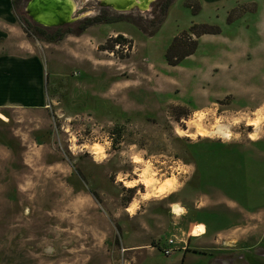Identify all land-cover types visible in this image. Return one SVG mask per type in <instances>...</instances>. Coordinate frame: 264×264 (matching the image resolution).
I'll return each mask as SVG.
<instances>
[{
    "label": "rangeland",
    "instance_id": "obj_1",
    "mask_svg": "<svg viewBox=\"0 0 264 264\" xmlns=\"http://www.w3.org/2000/svg\"><path fill=\"white\" fill-rule=\"evenodd\" d=\"M73 1L46 42L0 0V264H264V0ZM193 24L220 33L167 65Z\"/></svg>",
    "mask_w": 264,
    "mask_h": 264
},
{
    "label": "trees",
    "instance_id": "obj_2",
    "mask_svg": "<svg viewBox=\"0 0 264 264\" xmlns=\"http://www.w3.org/2000/svg\"><path fill=\"white\" fill-rule=\"evenodd\" d=\"M172 0H165L162 5L163 16L168 10ZM16 3L14 1L10 2V6L12 10L17 9ZM194 9V7H193ZM198 8L194 9V13H196ZM17 21L22 24L24 32L27 35H33L38 40L46 41V42H56L62 40L66 34L80 35L82 31L86 30L89 25H91L90 21H86L79 25L78 30H73L70 27H66L64 29H57L56 32H49L39 27L34 26L28 20L24 19L21 15L20 11L17 14ZM109 22V21H107ZM220 33V28L217 26H210L207 24H193L187 31H183L180 35L176 36L168 47L165 54V61L167 65L175 67L178 66L184 59L192 56L198 46V39L204 35H217ZM112 39H109V42ZM124 42L125 39L119 35L116 37V43L120 44ZM108 44V43H107ZM115 44L103 46L104 50H110L113 52ZM209 230V228H207Z\"/></svg>",
    "mask_w": 264,
    "mask_h": 264
},
{
    "label": "bare ground",
    "instance_id": "obj_3",
    "mask_svg": "<svg viewBox=\"0 0 264 264\" xmlns=\"http://www.w3.org/2000/svg\"><path fill=\"white\" fill-rule=\"evenodd\" d=\"M151 1L152 0H102L104 5L110 6L118 11L123 12L130 11L134 8V6L140 7L141 9L144 7H148ZM76 8L77 5L73 0H33L28 6L29 12L32 17L36 20V22L38 21L39 23H41V25L44 24V26H58L66 22H73V13ZM145 11H147V9H145ZM254 124L255 123L253 122L249 123V125ZM187 125L189 127L196 128L198 135H205V131L200 128V125L197 122L193 120L188 121ZM93 154L95 156H99V148H94ZM133 162L139 163V159L135 158ZM170 181L172 183L175 182L172 179H170ZM145 182L147 186L153 184L151 180ZM171 186L172 184L160 185L157 188L156 195L163 194L168 190V192H170ZM171 209L174 215L180 216L184 214V209L180 207V205L178 206L177 204H172ZM205 234V227L203 225L196 224L193 229V235L198 237Z\"/></svg>",
    "mask_w": 264,
    "mask_h": 264
},
{
    "label": "flooded vegetation",
    "instance_id": "obj_4",
    "mask_svg": "<svg viewBox=\"0 0 264 264\" xmlns=\"http://www.w3.org/2000/svg\"><path fill=\"white\" fill-rule=\"evenodd\" d=\"M27 2H28V0H26V3H25V5H24V10H23V11H20V13H21V15L24 17V19L28 20L29 22L32 21V23H33L34 26L39 27V28H41V29H44V30H46V31L52 32V33H53V32H56L57 29H64V28H66V27H70L72 23L77 22V21H80V20H82L83 18H86V17H88V16H90V15L92 14V13L86 14V15H85L84 17H82V18H75V20H74L73 22H66V23H64V24H62V25H58V26H43V25H41V24L35 22L34 19L32 18V15L30 14L29 9L27 8ZM97 4H98L100 7L104 8V9H105V8H108V9L112 10V11L115 12V13H124L123 11H118V10L112 8V7H109V6H102L100 1H98ZM133 9H135V8H133ZM136 9H137V8H136ZM83 23H84V22H83ZM204 264H208V262L206 261V262H204ZM215 264H217V263H215ZM223 264H226V263H223ZM228 264H229V263H228Z\"/></svg>",
    "mask_w": 264,
    "mask_h": 264
},
{
    "label": "crops",
    "instance_id": "obj_5",
    "mask_svg": "<svg viewBox=\"0 0 264 264\" xmlns=\"http://www.w3.org/2000/svg\"><path fill=\"white\" fill-rule=\"evenodd\" d=\"M202 1L205 2V3H208V2H213L214 0H202ZM13 19H14V18H13ZM18 23H19V22H18ZM3 56H4V55H3ZM3 56H0V57H3ZM196 107H197V106H196ZM196 107H194V108L197 109ZM198 107H199V106H198ZM188 236L194 238L193 235H192V231H190V233H189ZM190 237H188L187 240H192V239H189ZM186 243H187V242H186ZM186 243H185L186 246L184 245L183 248H182L183 251H185V253L188 252V251H186V249H185V248L187 247V244H186ZM184 257H185V256H184Z\"/></svg>",
    "mask_w": 264,
    "mask_h": 264
},
{
    "label": "water",
    "instance_id": "obj_6",
    "mask_svg": "<svg viewBox=\"0 0 264 264\" xmlns=\"http://www.w3.org/2000/svg\"><path fill=\"white\" fill-rule=\"evenodd\" d=\"M32 1H33V0H28V2H27V8H28L29 4H30ZM96 1H97V2L100 1L102 6H106V5L103 4L102 0H96ZM153 2H154V0H152V1L150 2V4L153 3ZM109 7H110V6H109ZM149 7H150V5H149ZM134 8H140V7H136V6H134ZM140 9H141V8H140ZM32 18H33V17H32ZM33 19H34V18H33ZM74 20H75V18H74ZM34 21L36 22L35 19H34ZM37 23H39V22L37 21ZM39 24H41V23H39ZM43 26H44V24H43Z\"/></svg>",
    "mask_w": 264,
    "mask_h": 264
},
{
    "label": "built area",
    "instance_id": "obj_7",
    "mask_svg": "<svg viewBox=\"0 0 264 264\" xmlns=\"http://www.w3.org/2000/svg\"><path fill=\"white\" fill-rule=\"evenodd\" d=\"M172 252H173V249H171V248L163 249V253L165 255H170Z\"/></svg>",
    "mask_w": 264,
    "mask_h": 264
}]
</instances>
